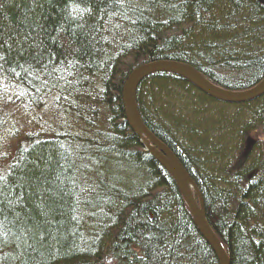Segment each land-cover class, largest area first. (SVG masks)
I'll return each mask as SVG.
<instances>
[{
	"label": "trees",
	"instance_id": "1",
	"mask_svg": "<svg viewBox=\"0 0 264 264\" xmlns=\"http://www.w3.org/2000/svg\"><path fill=\"white\" fill-rule=\"evenodd\" d=\"M157 60L252 87L264 77V0H0V135L18 107L40 119L0 173V264H218L125 120L128 75ZM186 95L190 118L176 107ZM136 102L197 186L230 264H264V95L229 104L233 120L198 121V104H226L156 73Z\"/></svg>",
	"mask_w": 264,
	"mask_h": 264
},
{
	"label": "water",
	"instance_id": "2",
	"mask_svg": "<svg viewBox=\"0 0 264 264\" xmlns=\"http://www.w3.org/2000/svg\"><path fill=\"white\" fill-rule=\"evenodd\" d=\"M169 73L188 81L208 97L227 104H241L264 95V77L252 87L233 91L221 88L192 66L175 60H157L136 67L128 75L122 88V105L127 124L136 135L139 144L172 177L188 208L194 225L213 250L218 264H230L229 256L219 238L207 222L202 196L194 181L174 153L145 125L137 107L136 91L139 84L152 74ZM249 142V141H248Z\"/></svg>",
	"mask_w": 264,
	"mask_h": 264
},
{
	"label": "rangeland",
	"instance_id": "3",
	"mask_svg": "<svg viewBox=\"0 0 264 264\" xmlns=\"http://www.w3.org/2000/svg\"><path fill=\"white\" fill-rule=\"evenodd\" d=\"M170 89H173L172 86ZM183 93V92H181ZM184 94V93H183ZM164 100V101H163ZM163 100L160 101L161 103L158 104V107L167 108L166 102H171V99L168 98L166 95H164ZM176 103H179V105L176 104V107L178 106V109H181L182 115L184 118H190L191 115V106H196V100L190 96H184L178 100H176ZM226 105L216 106H204L198 104V111L199 116L198 121H201L202 116H209V120L214 122L218 120L221 116V113L223 116L229 118L230 120H233V117L235 116L236 109L234 107L230 106L227 103H224ZM209 107V109L207 108ZM11 110V109H9ZM221 111L219 113L218 111ZM179 111V112H180ZM217 111V112H216ZM12 112V111H11ZM181 114V113H180ZM12 119V125L10 126L8 124V128H6L4 133H1L0 135V173L1 171L5 169V166L8 162H10L11 157L9 155L13 154L14 149L16 148L17 143L24 141L25 137L28 135L36 134L37 131V125L36 121H40V119L37 117V113H30L26 111L24 108L18 107L15 113L10 114ZM33 121V122H32ZM31 123V124H30ZM220 130H213L211 135L217 136V140H219V134ZM233 135H229L225 137V141H230L233 144Z\"/></svg>",
	"mask_w": 264,
	"mask_h": 264
},
{
	"label": "bare ground",
	"instance_id": "4",
	"mask_svg": "<svg viewBox=\"0 0 264 264\" xmlns=\"http://www.w3.org/2000/svg\"><path fill=\"white\" fill-rule=\"evenodd\" d=\"M204 76V75H203ZM205 77V76H204ZM206 78V77H205ZM187 83H189L188 81H187ZM191 86H193L191 83H189ZM195 89H197L195 86H193ZM198 90V89H197ZM207 96V95H206Z\"/></svg>",
	"mask_w": 264,
	"mask_h": 264
}]
</instances>
